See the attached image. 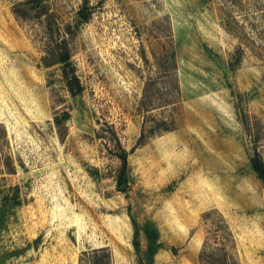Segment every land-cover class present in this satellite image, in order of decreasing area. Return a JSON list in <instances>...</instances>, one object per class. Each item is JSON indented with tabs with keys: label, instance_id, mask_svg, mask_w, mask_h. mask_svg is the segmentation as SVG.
<instances>
[{
	"label": "rangeland",
	"instance_id": "rangeland-1",
	"mask_svg": "<svg viewBox=\"0 0 264 264\" xmlns=\"http://www.w3.org/2000/svg\"><path fill=\"white\" fill-rule=\"evenodd\" d=\"M165 82L180 95L160 108ZM162 117L175 130L148 135ZM256 153L264 0H0V264H200L207 212L238 264H264Z\"/></svg>",
	"mask_w": 264,
	"mask_h": 264
},
{
	"label": "trees",
	"instance_id": "trees-1",
	"mask_svg": "<svg viewBox=\"0 0 264 264\" xmlns=\"http://www.w3.org/2000/svg\"><path fill=\"white\" fill-rule=\"evenodd\" d=\"M39 1H36V6L39 4ZM35 6V7H36ZM83 21H87L88 13L79 12L78 14ZM67 31H70V28L67 27ZM70 33V32H68ZM63 46H55L51 49L52 52L57 53L58 62L64 64L62 68V75L67 83V88L71 96L75 97L82 92V87L78 80V77L75 74L74 67L71 65L70 62V50L68 45L66 44L65 39L63 40ZM52 55V54H51ZM164 63L168 68H172V70H176V63L174 56L170 58L164 59ZM169 78V76H168ZM166 79V77H165ZM165 84L166 93L164 98L161 99L159 103L160 108H167L168 106L172 105V100L176 99L179 95L178 87H175L174 84L172 88H170L167 84ZM146 107V104H144ZM176 120L173 117H162L154 127H151L147 133L151 135L154 133H163V132H171L175 130L176 127ZM145 124H143L140 137L138 139L139 145L140 142L146 139L148 135L145 134ZM115 137V136H114ZM118 147L120 148V154L118 155V159L120 160L121 167L118 179V186L125 184V170L127 166V152L121 148L117 138H116ZM251 169L257 175V177L264 182V163L261 158L256 153L250 160ZM202 220L209 225V231H207V236L205 237L201 251L198 256V260L200 264H238V262L234 259V257L229 253L228 248L234 247V239L232 232L230 231L229 226L223 220V217L218 212H207L203 214ZM158 234L156 231L146 232L147 237V250L146 253L149 255L150 258L157 252L160 248L159 244L157 243ZM138 244L135 243L134 246L137 249ZM151 263V260L149 262Z\"/></svg>",
	"mask_w": 264,
	"mask_h": 264
},
{
	"label": "water",
	"instance_id": "water-1",
	"mask_svg": "<svg viewBox=\"0 0 264 264\" xmlns=\"http://www.w3.org/2000/svg\"><path fill=\"white\" fill-rule=\"evenodd\" d=\"M126 188V185L125 184H123V185H121L120 187H119V190H124Z\"/></svg>",
	"mask_w": 264,
	"mask_h": 264
}]
</instances>
